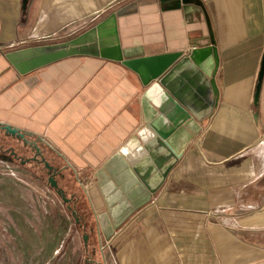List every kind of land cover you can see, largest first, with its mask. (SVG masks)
Masks as SVG:
<instances>
[{"label": "crops", "instance_id": "1", "mask_svg": "<svg viewBox=\"0 0 264 264\" xmlns=\"http://www.w3.org/2000/svg\"><path fill=\"white\" fill-rule=\"evenodd\" d=\"M96 27L97 42L81 54L26 74L8 59L29 48L61 49ZM118 45L146 55L215 46L220 97L152 202L120 229L101 216L111 257L115 264H221L213 254L220 245L189 235L220 232L206 218L228 211L264 220V83L255 101L264 0H0V124L23 131L44 153L46 143L71 170L101 168L145 125L146 87L111 58ZM255 203L260 210L251 209Z\"/></svg>", "mask_w": 264, "mask_h": 264}, {"label": "water", "instance_id": "2", "mask_svg": "<svg viewBox=\"0 0 264 264\" xmlns=\"http://www.w3.org/2000/svg\"><path fill=\"white\" fill-rule=\"evenodd\" d=\"M99 30L100 27L93 28L63 44L61 49L29 48L10 53L8 59L21 74H26L56 60L83 53V45L97 42ZM111 58L138 74L146 87L142 96L144 127L96 172L109 218L113 227L120 229L152 202L190 142L201 131V122L218 106L220 57L213 45L195 47L188 53L157 55H146L142 47L122 48L118 45ZM263 83L264 53L256 104H259ZM0 138L31 143L23 131L3 124H0ZM33 145L38 153L28 162L39 161L40 156L49 171L51 186L65 202H69L55 178L56 167L36 143ZM87 239L85 236V241Z\"/></svg>", "mask_w": 264, "mask_h": 264}, {"label": "rangeland", "instance_id": "3", "mask_svg": "<svg viewBox=\"0 0 264 264\" xmlns=\"http://www.w3.org/2000/svg\"><path fill=\"white\" fill-rule=\"evenodd\" d=\"M43 148L47 160L57 167L55 178L70 201L65 202L51 186L43 163H23L30 151H22L21 159H10L0 151V264H115L112 241L101 228L102 215L111 220L97 184V170H71L57 151L46 143ZM94 194L98 195L95 200ZM258 205L251 209L260 210ZM246 214L228 211L217 218L209 216L206 225L223 230L192 232L189 240L216 242L220 251L215 248L213 254L221 256V264L223 260L264 264V220ZM205 253L206 257L212 254L211 250Z\"/></svg>", "mask_w": 264, "mask_h": 264}, {"label": "flooded vegetation", "instance_id": "4", "mask_svg": "<svg viewBox=\"0 0 264 264\" xmlns=\"http://www.w3.org/2000/svg\"><path fill=\"white\" fill-rule=\"evenodd\" d=\"M27 138H28V136H27ZM29 141L31 143L29 145H27V143H25L24 141H14L12 139L11 140H7L5 138H0V151L3 152V153H7L10 159L13 158V157L17 158V159H21L22 156H20V153H22V151L23 152L24 151H30L31 156L26 158V159H24V161L28 162L29 159H32L38 153L37 147L35 145H33V144L36 143L40 147L43 155L45 156V153L42 150L41 145L37 141H35V140H29ZM30 162L43 163L41 161L40 156H39V161H32L31 160ZM44 167H45V165H44ZM47 173H48V176L50 177L48 170H47ZM57 174H58V170H57V167H56V175Z\"/></svg>", "mask_w": 264, "mask_h": 264}, {"label": "built area", "instance_id": "5", "mask_svg": "<svg viewBox=\"0 0 264 264\" xmlns=\"http://www.w3.org/2000/svg\"><path fill=\"white\" fill-rule=\"evenodd\" d=\"M112 262V261H111ZM110 264H113V263H110Z\"/></svg>", "mask_w": 264, "mask_h": 264}]
</instances>
